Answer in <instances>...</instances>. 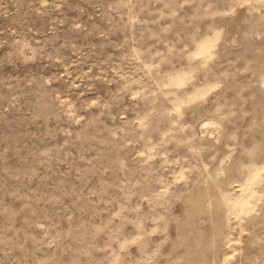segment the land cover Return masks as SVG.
<instances>
[{
  "label": "rangeland",
  "instance_id": "rangeland-1",
  "mask_svg": "<svg viewBox=\"0 0 264 264\" xmlns=\"http://www.w3.org/2000/svg\"><path fill=\"white\" fill-rule=\"evenodd\" d=\"M0 264H264V0H0Z\"/></svg>",
  "mask_w": 264,
  "mask_h": 264
}]
</instances>
